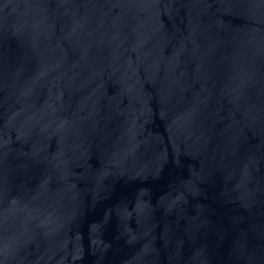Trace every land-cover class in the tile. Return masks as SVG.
Instances as JSON below:
<instances>
[{"label":"water","instance_id":"water-1","mask_svg":"<svg viewBox=\"0 0 264 264\" xmlns=\"http://www.w3.org/2000/svg\"><path fill=\"white\" fill-rule=\"evenodd\" d=\"M0 264H264V0H0Z\"/></svg>","mask_w":264,"mask_h":264}]
</instances>
